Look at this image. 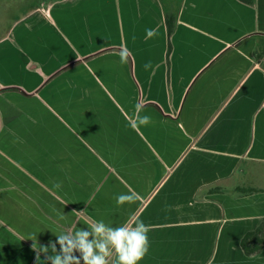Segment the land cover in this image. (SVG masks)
<instances>
[{"label": "crops", "instance_id": "crops-1", "mask_svg": "<svg viewBox=\"0 0 264 264\" xmlns=\"http://www.w3.org/2000/svg\"><path fill=\"white\" fill-rule=\"evenodd\" d=\"M100 220L150 226L139 264H264V0H53L0 38V264Z\"/></svg>", "mask_w": 264, "mask_h": 264}, {"label": "clouds", "instance_id": "clouds-1", "mask_svg": "<svg viewBox=\"0 0 264 264\" xmlns=\"http://www.w3.org/2000/svg\"><path fill=\"white\" fill-rule=\"evenodd\" d=\"M146 39L153 38L157 32L155 29H146ZM120 62L125 64L129 61L132 53L126 46L118 49ZM151 62L144 65L147 70ZM143 105H135V117L131 122L132 127L140 125L147 126L151 117L141 116ZM117 205L133 203L137 199V193L129 191L121 193L116 198ZM65 218V215H61ZM78 221L65 226L58 234L55 242L50 241L47 246L39 245L36 238L33 240L32 248L36 252V261L41 260L40 253H44L46 264H109V258L116 257V264H139L148 254L150 240L148 233L150 226L143 221L134 224H123L113 227L103 220L94 222L87 228H78ZM59 245L57 251L56 245ZM49 250L51 255H49ZM76 253H79L77 256Z\"/></svg>", "mask_w": 264, "mask_h": 264}, {"label": "rangeland", "instance_id": "rangeland-1", "mask_svg": "<svg viewBox=\"0 0 264 264\" xmlns=\"http://www.w3.org/2000/svg\"><path fill=\"white\" fill-rule=\"evenodd\" d=\"M51 1L53 0H0V38L6 35L16 20L37 7H46Z\"/></svg>", "mask_w": 264, "mask_h": 264}, {"label": "trees", "instance_id": "trees-1", "mask_svg": "<svg viewBox=\"0 0 264 264\" xmlns=\"http://www.w3.org/2000/svg\"><path fill=\"white\" fill-rule=\"evenodd\" d=\"M248 5H253L255 0H240ZM176 17L170 14L166 16L169 37L173 33ZM169 46V53H170ZM241 246L247 256L255 255L264 249V222L252 232L247 233L242 239Z\"/></svg>", "mask_w": 264, "mask_h": 264}]
</instances>
